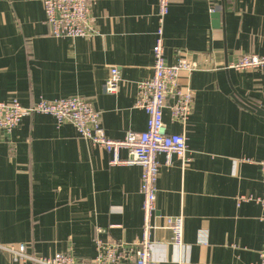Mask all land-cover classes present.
<instances>
[{"label":"crops","instance_id":"0c3cea01","mask_svg":"<svg viewBox=\"0 0 264 264\" xmlns=\"http://www.w3.org/2000/svg\"><path fill=\"white\" fill-rule=\"evenodd\" d=\"M158 2L96 0L97 32L72 39L51 35L43 0H0V100L29 106L80 95L101 111L109 137L145 130L148 115L135 101L137 82L153 74ZM165 47L169 64L186 54L201 69L182 78L195 91L186 126L164 108L169 132L186 133L191 160L167 166L165 155L158 157L155 256L161 264H259L262 207L239 198L264 195V116L237 98L264 107V69L225 67L246 53L264 55V0H171ZM111 66L122 76L115 94L104 91ZM173 102L169 95L167 104ZM110 159L50 114L24 117L11 133L0 130V242L26 243L46 256L69 253L84 264L97 255L98 228L106 241L141 238L142 168ZM180 214L181 248L164 227V216ZM0 264L25 263L0 251Z\"/></svg>","mask_w":264,"mask_h":264},{"label":"built area","instance_id":"2783aa9c","mask_svg":"<svg viewBox=\"0 0 264 264\" xmlns=\"http://www.w3.org/2000/svg\"><path fill=\"white\" fill-rule=\"evenodd\" d=\"M46 20L55 38L92 37L97 31L92 7L96 0H43ZM171 0L158 2V29L153 47V74L137 82L138 93L135 107L148 115L147 128L143 131L130 130L123 138L114 139L107 135L101 123V111L92 101L75 95L57 99H41L29 106H23L18 99L6 102L0 100V130L11 133L24 117L33 114H50L59 126L72 123L85 140L91 142L111 156V165H139L142 168L140 191L143 195V226L141 238L133 242L106 241L99 234L106 232L98 228L95 238L97 255L84 264H161L155 256L154 217L157 213L158 179L163 164L158 157L165 155V165L179 161L182 166L190 162L189 146L185 132L171 133L164 120V108L169 107L171 117L185 127L192 112L195 91L182 78L189 79L193 72L200 70L198 62L188 55H182L177 62L166 61L165 22L170 11ZM216 9L214 8L213 11ZM229 70L248 71L264 69V55L246 53L225 67ZM122 80L121 71L111 66L110 75L104 84V91L115 94ZM172 95L174 102L167 104ZM122 150L127 156L122 157ZM247 161H252L247 159ZM264 185V160L260 162ZM255 200L262 207L264 221V195L256 198L241 196L239 201ZM164 227L171 231L170 241L184 245V217L164 216ZM0 251L10 254L15 261L25 264H81L69 253L57 252L46 256L29 251L26 243L3 244ZM259 264H264V248L259 252Z\"/></svg>","mask_w":264,"mask_h":264},{"label":"water","instance_id":"95a60500","mask_svg":"<svg viewBox=\"0 0 264 264\" xmlns=\"http://www.w3.org/2000/svg\"><path fill=\"white\" fill-rule=\"evenodd\" d=\"M212 16L216 19V22L218 23L219 18H220V12L215 11V12H213ZM234 96L236 97V94H234ZM237 99L239 100V102L242 105H244V106L248 107L249 109H251L252 111L264 116V107L258 106L252 102H249L245 98H237Z\"/></svg>","mask_w":264,"mask_h":264}]
</instances>
